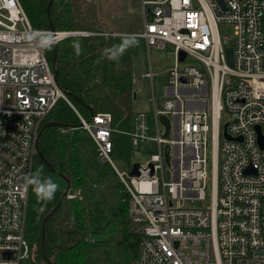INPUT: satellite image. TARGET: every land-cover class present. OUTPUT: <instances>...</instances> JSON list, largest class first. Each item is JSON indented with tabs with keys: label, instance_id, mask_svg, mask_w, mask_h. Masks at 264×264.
<instances>
[{
	"label": "built area",
	"instance_id": "built-area-1",
	"mask_svg": "<svg viewBox=\"0 0 264 264\" xmlns=\"http://www.w3.org/2000/svg\"><path fill=\"white\" fill-rule=\"evenodd\" d=\"M222 1L224 8L217 0H139L142 29L134 35L147 51L164 50L174 60L164 99L152 85V109L138 111L122 131L107 112L82 117L54 83L47 50L89 33L37 30L18 0H0V264L30 258L25 231L36 141L59 99L78 117L70 131L85 132L128 195L129 231L139 239L129 264H264V0ZM221 24L232 27L229 37H220ZM188 58L195 63L185 64ZM144 76L152 83L155 74L149 68ZM161 115L169 120L167 136ZM114 132L128 136L133 149L155 145L138 174L111 159ZM193 200L208 204H184Z\"/></svg>",
	"mask_w": 264,
	"mask_h": 264
},
{
	"label": "trees",
	"instance_id": "trees-1",
	"mask_svg": "<svg viewBox=\"0 0 264 264\" xmlns=\"http://www.w3.org/2000/svg\"><path fill=\"white\" fill-rule=\"evenodd\" d=\"M18 1L37 30L50 29V19L54 31L89 33L57 43L58 86L82 117H90L88 108L93 114L107 112L114 129L128 131L137 113L132 108V63L145 48L134 35L138 32L106 34L114 32L103 27L91 0H53L48 15L49 0ZM46 56L51 62L52 47ZM48 122L62 126H47L39 139L28 197L25 237L31 255L26 264H46L40 252L41 224L63 192L41 189L56 175L53 171L68 179L69 190L45 225L47 258L53 264H129L139 239L129 231L123 185L111 165L99 160L88 136H73L70 128L79 120L64 100L56 102L42 126ZM111 138V159L128 168L134 150L128 136L114 132Z\"/></svg>",
	"mask_w": 264,
	"mask_h": 264
},
{
	"label": "rangeland",
	"instance_id": "rangeland-1",
	"mask_svg": "<svg viewBox=\"0 0 264 264\" xmlns=\"http://www.w3.org/2000/svg\"><path fill=\"white\" fill-rule=\"evenodd\" d=\"M95 5V11L103 24V27L112 31V34H121L120 32L135 31L139 32L142 29L141 11L139 0H91ZM49 30V29H48ZM220 37H229L232 34V27L227 24H221L218 28ZM68 32V30L61 31ZM119 32V33H118ZM173 56L164 51L155 48H150L148 51L146 47L139 52L133 59L132 63V84L135 99L132 103L134 112L144 111L148 113L152 107L148 102L151 96V86L153 85L157 99L163 98L164 86L167 84L166 71L173 65ZM195 61L191 58L186 60L185 64L193 65ZM151 69L155 74L153 82L151 83L144 74ZM164 99V98H163ZM222 120H220V128ZM75 138L85 137V132L80 128H75L72 131ZM157 152L155 145L150 142H145L139 146L138 150L134 149L130 156V164H139L141 167L147 165L151 155ZM209 154V152H208ZM118 168H123V163L116 162ZM64 181L56 176L51 175L42 185L41 189H58L64 190ZM209 199V194L207 195ZM190 208H203L208 203L201 200L185 201L184 203Z\"/></svg>",
	"mask_w": 264,
	"mask_h": 264
},
{
	"label": "water",
	"instance_id": "water-1",
	"mask_svg": "<svg viewBox=\"0 0 264 264\" xmlns=\"http://www.w3.org/2000/svg\"><path fill=\"white\" fill-rule=\"evenodd\" d=\"M52 1L53 0H49L48 3H47V6H46L47 15L49 13V8H50V5H51ZM217 2L221 5L222 8H224V4H223L222 0H217ZM49 24H50V29L49 30L50 31H54V28H53V26L51 24L50 19H49ZM56 47H57L56 43L52 44L51 65H52V69H53V80H54V83L59 88L58 82H57ZM184 56H185V54L183 52L179 53V59L180 60H183ZM226 56H227V61L230 64L231 63V48L230 47L226 48ZM134 98H135V93H133V99ZM88 110L90 111V116H92L93 115L92 110L90 108H88ZM159 120L164 125V127H165V136H167L168 132H169V127H170L169 120L164 115L159 116ZM50 125L51 126H62V125H60V124H58L56 122H48L44 126L41 127V129H40V131L38 133V136H37V141H36V143H37V154L38 155H40L39 148H38L39 139L41 137V134H42L43 130L47 126H50ZM226 128H227V123H224L222 125V136L225 139H230V136L227 134ZM165 155H166V162H168L167 153ZM137 168H138V164L137 163L132 164V168H131V172L130 173L131 174H138L137 173ZM50 169H51V167H50ZM53 172L64 181L65 188H64L61 196L59 197V200L57 201L56 205L51 209V211L42 220L41 237H40V252H41L42 258H43V260L45 261L46 264H53V263L47 258L46 253H45V225H46L47 221L50 219V217L54 214V212L58 209L59 205L61 204L62 200L67 195L68 190H69V181H68V179L66 177H64L63 175L58 174L56 171H53Z\"/></svg>",
	"mask_w": 264,
	"mask_h": 264
},
{
	"label": "bare ground",
	"instance_id": "bare-ground-1",
	"mask_svg": "<svg viewBox=\"0 0 264 264\" xmlns=\"http://www.w3.org/2000/svg\"><path fill=\"white\" fill-rule=\"evenodd\" d=\"M217 103H218V101H217V97L215 98V101H214V106H215V112H216V109H217ZM216 122V121H215ZM216 124V123H215ZM216 129H217V127H216V125H215V131H216Z\"/></svg>",
	"mask_w": 264,
	"mask_h": 264
}]
</instances>
